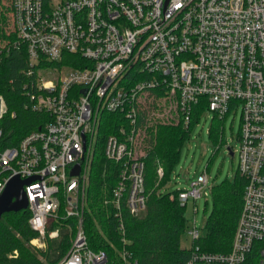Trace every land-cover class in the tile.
Returning a JSON list of instances; mask_svg holds the SVG:
<instances>
[{"label": "built area", "instance_id": "built-area-1", "mask_svg": "<svg viewBox=\"0 0 264 264\" xmlns=\"http://www.w3.org/2000/svg\"><path fill=\"white\" fill-rule=\"evenodd\" d=\"M11 3L14 38L0 48V66L11 49L25 51L28 66L19 81L25 108L50 115L16 146L2 147L0 127V194L12 178L29 179L23 184L29 224L39 235L29 240L32 247L48 250L47 240H61L67 227L71 233L73 218L77 229L71 245L54 264H133L126 250L112 258L93 250L83 226L102 114L122 119L118 132L106 137L104 155L119 168L111 197L124 234L120 209L125 206L134 217L146 211L149 105L157 104L185 129L193 125L200 104L199 118L211 111L221 121L239 105V145L228 149L239 154V174L247 185L231 251L208 253L195 244L187 264H240L254 247L264 264V0ZM14 82L10 78L12 87ZM8 110L0 94V123ZM76 166L79 175L73 174ZM164 173L159 166L158 179ZM206 174L196 178L191 191L179 190L181 204L208 195L202 193ZM36 221L41 228L34 227ZM194 224L188 232L193 242L200 238Z\"/></svg>", "mask_w": 264, "mask_h": 264}, {"label": "trees", "instance_id": "trees-1", "mask_svg": "<svg viewBox=\"0 0 264 264\" xmlns=\"http://www.w3.org/2000/svg\"><path fill=\"white\" fill-rule=\"evenodd\" d=\"M10 3L12 0H9ZM0 0V48L5 42L12 40L14 34L10 31L9 15L12 12V3L6 6ZM11 11V12H10ZM8 12H10L8 14ZM25 51H9L3 57L0 66V94L8 104V113L0 127L4 130L2 147L17 145L18 141L35 131L48 121L50 115L41 112H31L25 108V98L22 95L21 69L27 68L28 61ZM15 79L14 87L9 82ZM201 104L199 105V107ZM195 107L196 115L192 124L198 121L201 111ZM13 112L15 118L10 115ZM121 115L113 112H104L99 125L97 144L93 150L91 175L87 193L88 207L85 208V226L88 233L89 245L93 250L102 249L109 258L119 256V252L126 250L132 256L133 264H187L192 257L191 248L182 247L181 234L186 232L185 210L181 204L178 192L164 191L174 165L180 159V150L190 140L191 127L185 129L180 123L171 118L167 121H153L147 128L148 142L145 150L144 167L145 183L144 194L147 197L145 212L137 217L123 206L121 208L124 234L120 230L116 205L112 192L118 184V165L106 158L104 150L106 137L116 134L119 130ZM209 136L214 143H219V133L224 130L221 120L213 119ZM159 166L164 168V176L158 179ZM234 173L233 180H224L221 184L213 185L210 192L213 195L212 209L206 218L204 235L193 242L199 245L204 252L223 254L231 251L238 225V218L242 211L244 188L247 185L245 178ZM29 208L20 212L3 214L0 219V264H54L71 245L70 235L75 234L76 220L68 222L65 235L61 240H47L48 250L35 251L29 240L38 237L30 226ZM125 239V240H124ZM17 251V255L13 251ZM260 252L254 247L251 255L240 264H259Z\"/></svg>", "mask_w": 264, "mask_h": 264}, {"label": "rangeland", "instance_id": "rangeland-1", "mask_svg": "<svg viewBox=\"0 0 264 264\" xmlns=\"http://www.w3.org/2000/svg\"><path fill=\"white\" fill-rule=\"evenodd\" d=\"M3 3L6 4L5 9L6 6L11 5L9 0H3ZM8 17L10 24H12L10 15ZM156 106L157 104L149 105L150 120H148V126H151L150 124L154 120L167 121L169 119L167 112L157 109ZM236 107V110H232L221 121L224 124L223 137L217 145L209 136L215 115L211 111H205L201 118L194 122L189 133L190 140L181 147L180 159L174 165L175 167L171 172L168 183L161 190V192L165 190L172 192L178 189H185L189 192L192 190V184L197 180L196 178L205 172L207 173L209 182L202 193L206 192L208 195L198 198L196 201L190 197L189 202L186 203L185 222L187 231L181 234V241L182 247H187V249L192 246L193 239L188 236V232L194 228V222L200 230V236L204 235L206 218L213 208V195L210 192V188L213 185L221 184L224 180H233L234 173L238 170L239 154L235 153L232 157L230 151L227 150L228 147L235 149L239 145L238 132L241 130L242 124V107L239 105ZM148 134H145L147 141ZM145 146L147 145L145 144ZM32 249L35 250L33 247Z\"/></svg>", "mask_w": 264, "mask_h": 264}, {"label": "water", "instance_id": "water-1", "mask_svg": "<svg viewBox=\"0 0 264 264\" xmlns=\"http://www.w3.org/2000/svg\"><path fill=\"white\" fill-rule=\"evenodd\" d=\"M230 154L233 157V153L231 151ZM74 170L73 174L79 175V166H76ZM28 180L29 179L21 180L19 177H14L8 182L6 186L7 188L0 194V219L3 214L10 213V211L17 213L28 208L29 202L26 199V193L23 186V184Z\"/></svg>", "mask_w": 264, "mask_h": 264}, {"label": "clouds", "instance_id": "clouds-1", "mask_svg": "<svg viewBox=\"0 0 264 264\" xmlns=\"http://www.w3.org/2000/svg\"><path fill=\"white\" fill-rule=\"evenodd\" d=\"M34 227H35V228H41V222H40V221H36V222L34 223ZM41 235H43V232H42V231H41ZM56 235H57L56 232H53V233L51 234V236H52L53 238H55ZM32 243H33V244H37L38 242H37L36 240H33Z\"/></svg>", "mask_w": 264, "mask_h": 264}]
</instances>
